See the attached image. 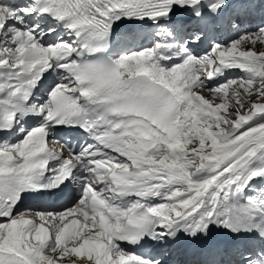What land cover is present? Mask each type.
Returning <instances> with one entry per match:
<instances>
[{"label": "snow or ice", "instance_id": "6c2138e0", "mask_svg": "<svg viewBox=\"0 0 264 264\" xmlns=\"http://www.w3.org/2000/svg\"><path fill=\"white\" fill-rule=\"evenodd\" d=\"M112 5L113 0H0V240L18 225L17 243L0 248V264H98L95 254L74 252L95 238L104 245L103 264H264V165L236 191L239 203L229 209L238 222L255 221L250 226L211 222L188 230L153 224V217L167 216L169 199L188 197L198 207L216 174L240 163L235 157L241 148H232V161L221 164L205 153L208 164L197 165L187 144L197 143L194 133L202 129L182 125L183 108L170 94L132 88L112 67L143 52L152 35L122 25H162L158 31L201 55L196 50L207 42L204 51H211L220 32L243 34L255 20L252 31L264 32V0H176L164 12L115 16L108 12ZM180 13L186 18L177 20ZM100 54H110L111 63L85 60ZM258 124H264V112L238 125L233 138ZM259 141L264 151V137ZM54 142L62 147L57 150ZM176 142L180 148L168 147ZM256 142L246 140L249 147ZM17 157L24 163L15 164ZM205 167L204 175L192 174ZM221 187L216 183L212 192ZM97 199L104 201L99 208ZM160 204L164 208L154 207ZM188 204L170 210L180 215L178 209ZM103 209L113 225L106 234L95 220ZM71 218L79 226L59 240ZM45 229L47 239L41 240Z\"/></svg>", "mask_w": 264, "mask_h": 264}, {"label": "bare ground", "instance_id": "6f19581e", "mask_svg": "<svg viewBox=\"0 0 264 264\" xmlns=\"http://www.w3.org/2000/svg\"><path fill=\"white\" fill-rule=\"evenodd\" d=\"M174 3L176 2V0H166L164 2V0H162V2H157V0H118V3L120 6V8H113L115 9V11H113V9L110 11V14L112 16H115L117 14H123L125 12H134V9H139L141 11V9H143L145 12H164L167 11V9L171 6V5H167L168 3ZM181 2H187L186 0H181ZM182 16H186L185 13H181ZM177 19V18H176ZM146 53H148V51L146 50L145 52H143L141 55H139V57H136L137 60H140L142 58H144V60H141L139 67L140 68H134L132 63L129 62H123L122 65L124 67V70L126 71L127 75H133V74H137V73H143V74H147L149 75L154 81L160 82L164 85H166L167 87H169V89L177 94L180 89L182 88V83H183V77L174 74L171 70L170 67L173 63L172 60H161L157 57L154 56H147ZM130 57H135V54H131L129 55ZM194 58L190 55V54H183L182 55V61H183V66L187 69H189L192 65ZM190 104L191 100H190ZM182 125L185 126V120L182 122ZM181 145L178 142V145L174 148H171L173 150L180 148ZM187 148H190V144H187ZM190 159H193V153L191 152L189 154ZM253 172H255V169H249L247 171V175H252ZM226 181V187L219 189L217 192L213 193L212 192V188L207 192V199H208V203L205 204L204 208H206L208 210V208L210 207V201L211 199H209V197H213V201L215 199V197H217V203L215 202V210H216V214L217 216L220 217H226L229 214V209L231 208V204L232 203H239V200L236 197V191L237 190H241L242 186L244 183H246L247 179L243 181L238 180H234V175L231 176H227V178L225 179ZM233 184H235V189L233 188ZM220 191L224 193L223 196H221ZM228 197H231V200L226 199ZM184 199V198H183ZM121 201H126L124 199H122ZM182 204H188V202H186V200H183ZM189 206H191L193 209L197 210L200 208V206L198 207H193L191 204H188ZM209 212V211H208ZM210 214V212H209ZM235 219H229L228 221H232ZM226 227H231L234 228V224L230 223L229 226H227L226 223H221ZM17 229V225H11L9 227V233H15ZM0 246L2 248H10L11 245L9 243V240H0ZM82 252H78V255H81ZM70 261V260H69ZM63 264H71L67 263V262H63ZM77 264H79V262H77Z\"/></svg>", "mask_w": 264, "mask_h": 264}, {"label": "rangeland", "instance_id": "374dc122", "mask_svg": "<svg viewBox=\"0 0 264 264\" xmlns=\"http://www.w3.org/2000/svg\"><path fill=\"white\" fill-rule=\"evenodd\" d=\"M166 0H164V2H165ZM172 4V2H170V3H168L167 5L169 6V5H171ZM249 63H250V72H251V74H254L255 73V67H256V65L258 64V62H260V64H264V59H262V58H260V57H258L257 55H252L251 57H249ZM264 83V79H262L261 80V84H263ZM203 86H206V85H203ZM247 86H250V87H253V85H247ZM227 89H228V91L226 92L225 91V88L224 87H220L219 89H220V91H223L224 93H228L229 94V98L233 101V102H235L236 101V98L233 96V94H231L230 92L231 91H233V90H238V88L234 85V84H229V85H227ZM210 87H207V88H205V90H208ZM247 90V89H246ZM214 92H216L215 90H214ZM209 93V92H208ZM242 93H243V95H244V97H246V96H248V95H251L250 93H246V92H244V91H242ZM209 94H211V92L209 93ZM215 94V93H214ZM224 94H221L220 95V97L218 98V101H220V100H222L221 99V97L223 96ZM251 97H253V96H251ZM250 97V98H251ZM243 101H244V106H247L248 104H250L249 103V101H246V100H244L243 99ZM235 104H237V103H235ZM255 109V108H254ZM241 112H243L242 110H240ZM258 114V111L256 110V112L253 114V115H251V116H249L248 118H247V120H249L250 118H252V117H254V116H256ZM231 118H232V116L230 115V114H228V113H224V116H221V117H217V119H218V121H219V124H222V125H225L227 122H229L230 120H231ZM236 117L234 118V120L236 121ZM252 132V129H250L249 131H248V133H246L245 134V136L244 137H246L247 136V139H251V138H253V137H255V138H257V142L254 144V145H252V147H254V148H256V149H259V151H258V153H257V166H262V165H264V161H262V160H260V156L261 155H264V151H262V145H261V142L259 141V138L260 137H264V131H257V132H254V133H251ZM246 139V140H247ZM246 140H244L245 141V146H246V153H248V151H250L251 153H252V150H251V147H249L248 146V144L246 143ZM242 141V140H241ZM247 162H249V158L246 160ZM252 161V160H251ZM252 163L254 164V165H256V163L255 162H253L252 161ZM197 169V168H196ZM195 170V169H194ZM192 172H193V170H192ZM216 176H219V175H216ZM221 180H222V177L220 178V183L219 184H221ZM184 191V190H183Z\"/></svg>", "mask_w": 264, "mask_h": 264}]
</instances>
